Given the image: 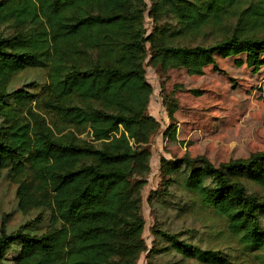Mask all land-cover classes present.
<instances>
[{"label": "trees", "instance_id": "16d2710c", "mask_svg": "<svg viewBox=\"0 0 264 264\" xmlns=\"http://www.w3.org/2000/svg\"><path fill=\"white\" fill-rule=\"evenodd\" d=\"M148 1L0 0V25L14 29L0 34V172L30 169L34 178L20 186L19 203L37 204L35 191L43 196L48 190L57 224L40 235L24 225L11 232L0 228V264H109L118 248L127 261L141 249L123 239L143 225L138 177L149 170V140L158 129L147 113L152 86L143 66L146 43L149 63L163 70L219 69L215 55H243L254 69L264 64V0L245 8L246 0ZM146 11L154 24L147 35ZM234 15L235 26L209 45L175 40L224 26ZM168 18L176 28L166 26ZM31 67L47 70L40 100L59 124L25 107L36 92L8 88L16 72ZM159 161L168 186L176 182L187 193L185 212L223 220L240 253H254L264 264V199L246 187H264V150L217 165L202 155ZM155 192L171 196L166 187ZM154 236L200 263H231L229 254L177 233L156 227ZM13 243L19 251L4 263Z\"/></svg>", "mask_w": 264, "mask_h": 264}, {"label": "rangeland", "instance_id": "374dc122", "mask_svg": "<svg viewBox=\"0 0 264 264\" xmlns=\"http://www.w3.org/2000/svg\"><path fill=\"white\" fill-rule=\"evenodd\" d=\"M144 1L149 6V1ZM249 2L253 0H246L241 8H245ZM225 21L224 26L209 25L199 33L179 35L175 40L180 44L209 45L222 38L221 32L235 26L236 16H230ZM166 22L167 27L176 28L174 19L168 18ZM143 24L147 35L154 26L147 11ZM13 30V27L0 25V34L8 35ZM216 31L219 34L214 37ZM148 48L149 44L146 43L147 55L143 66L152 86L147 113L157 120L158 129L149 140V170L138 177L142 182L139 196L143 225L139 231L126 234L123 239L125 242H138L141 249L135 258L127 261L123 251L118 248L107 261L109 264H204L194 258L183 257L162 239L154 236L157 227L177 233L180 239L201 248H212L229 254L230 264H258L254 253H240L239 243L229 235L223 220L212 218L209 214L203 216L201 213L184 211L181 203L187 199V193L176 182L168 186L159 159L178 158L185 154L189 157L202 155L217 165L264 150V64L254 69L244 61L243 55H215L219 69L206 65L201 73L188 72L183 67L163 70L149 63ZM235 58H242L243 63L236 64ZM47 80L45 68H24L13 75L8 88L36 92V100L28 102L25 107L30 106L46 121L59 124V119L40 100V93ZM2 124L5 123L0 118ZM33 178L30 169L15 173L8 166L1 170L0 228L5 232L24 225L22 229L25 231L40 235L50 232L57 225L53 224L48 190L43 196L35 191L34 195L40 200L37 204L20 205L19 188ZM165 187L171 196L155 192L164 191ZM246 187L248 192L264 199V187L251 182H246ZM18 251L19 245L13 243L2 261L10 263Z\"/></svg>", "mask_w": 264, "mask_h": 264}]
</instances>
